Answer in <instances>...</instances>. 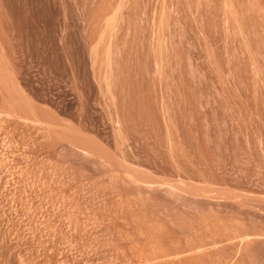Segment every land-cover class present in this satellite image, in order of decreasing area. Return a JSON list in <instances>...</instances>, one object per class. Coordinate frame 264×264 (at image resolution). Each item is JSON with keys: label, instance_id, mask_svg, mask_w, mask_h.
Masks as SVG:
<instances>
[{"label": "rangeland", "instance_id": "obj_1", "mask_svg": "<svg viewBox=\"0 0 264 264\" xmlns=\"http://www.w3.org/2000/svg\"><path fill=\"white\" fill-rule=\"evenodd\" d=\"M0 264H264V0H0Z\"/></svg>", "mask_w": 264, "mask_h": 264}]
</instances>
